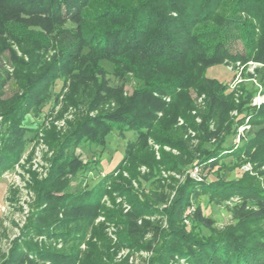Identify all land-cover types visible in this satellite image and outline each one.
<instances>
[{"label": "trees", "instance_id": "16d2710c", "mask_svg": "<svg viewBox=\"0 0 264 264\" xmlns=\"http://www.w3.org/2000/svg\"><path fill=\"white\" fill-rule=\"evenodd\" d=\"M223 1L0 0V53L6 49L11 52V77L17 87L10 97L0 98V174L19 159L30 136L27 131L31 129L22 125L23 117L46 100L59 78L63 77L64 84L67 80L71 83L70 101L76 106L84 99L88 110L107 101L116 103L109 110L87 115L71 124L62 140L55 135L50 140L49 145L55 149L52 167L48 177L37 185L39 210L29 220L24 233L69 235L67 241H74L73 246L64 252L26 240L14 241L8 255H0V264H44L46 261L50 264H115L113 247L100 227L92 230V239L86 242L87 250L81 255L83 259L75 244L84 240L85 226L94 219L93 212L99 207L107 179L89 189L66 191L65 196L55 194L68 187L69 179H62L64 175L71 174L73 180L83 167L93 168L91 160L86 167L77 161L75 148L85 142L103 146L113 130L135 132L125 148L126 154L113 170L124 164L133 165L139 155L135 150L142 147L139 149L144 155L140 162L156 172L146 178L148 182L141 189L144 199L131 192L132 180L145 181L138 172L132 170L130 179H122L126 185L119 191L131 199L132 209L116 222L122 225L116 248L121 245L152 249L154 255L150 264H176L181 258L186 264H264V190L251 179H239L223 186L219 180L204 185L187 179L169 206L158 208L153 204L155 193L158 200L163 198V194L157 192L161 189L158 186L162 185L163 170L173 171L177 166L190 164L197 154L200 164L220 154L210 151L209 138L214 135L209 129L210 123L216 124L218 131L230 129L228 123L223 128L222 121L233 104L232 99L225 94L224 83L206 76V68L221 59L242 60L253 48L254 61L264 64V0H235L233 12H244L254 22L246 17L223 22L219 13ZM206 22L219 26L220 32L212 27L204 34L196 30L199 24ZM224 28L240 31L245 43L243 51L231 52L222 32ZM215 34L218 36L214 40ZM10 41L18 46L21 55L12 49ZM50 51L53 53L48 56ZM104 63L111 66L113 76L120 80L116 87L109 84ZM129 72L138 85L125 97L122 85ZM9 78L7 72L0 70V95ZM190 91L205 95L201 125L184 116L193 104ZM164 97H169V101ZM174 110L182 113L185 126L175 129L163 122L153 132L157 113L164 115ZM227 121L235 122L234 118ZM250 121L257 130L243 147L236 150L233 146H223L232 131L226 132L217 145L235 156L255 147L254 159L264 164V105L252 113ZM187 128L196 131V145L183 137ZM151 134L152 141L159 146L158 159L154 151L145 149L144 141L140 142ZM164 146L170 150H163ZM195 187L202 192L212 190L214 197L226 193L240 195L236 224L208 236L197 235L196 230L192 232L193 226L209 231L213 227L212 219L202 214L197 205L188 215L192 223L188 229L182 215L191 204L189 198ZM92 210L93 216H85ZM159 211L166 218V229L140 219ZM107 219L114 221L113 217ZM75 223L78 226L72 227ZM149 231L152 237L145 242L142 237ZM157 235L158 244L153 248Z\"/></svg>", "mask_w": 264, "mask_h": 264}, {"label": "rangeland", "instance_id": "374dc122", "mask_svg": "<svg viewBox=\"0 0 264 264\" xmlns=\"http://www.w3.org/2000/svg\"><path fill=\"white\" fill-rule=\"evenodd\" d=\"M234 3L235 0L223 1L219 10L223 22H227L229 19L245 17L252 22L253 20L250 19V15H246L244 12L237 14L233 12ZM226 16L228 17L226 18ZM211 27L214 28V31L220 32L221 30V28L213 22L201 23L197 26L196 30L204 34ZM222 32L224 33L227 47L232 53H234L235 49L239 51L244 50L245 43L242 40V34L239 33L240 31H231L224 28ZM216 34L214 35V40L218 36ZM8 43H11V47L17 52V55H21L15 43L12 41ZM254 50L253 48L249 52L252 54ZM52 53L53 51H50L47 55L50 56ZM251 54L238 61L221 59L213 66L206 68V76L224 83L225 94L232 99L233 104L227 112L225 119L222 121L223 128H225V125L228 123L230 129L218 131L216 124L210 123L209 129L214 132V135L209 138V142L211 143L210 151L216 150L220 152L214 159H209L205 163L200 164L197 160L199 154H197L195 157L196 159L190 164L186 163L184 166H177L173 171L163 170L161 172L163 181H161L162 185L158 186V188L161 189H157V192H161L163 198L158 200L157 194L155 193V195H153L156 198L153 204L157 205L158 208H166L169 206L176 197L177 190L187 179L204 185H212L219 180V182H222L221 184L223 186L230 182H235L239 179L243 180L245 178L246 180L251 179L256 185H259L261 190H264V164L254 159L253 154L257 151L255 147H252L247 152L242 150L239 156H235L232 155L230 151L222 150L221 147L217 145L219 140L225 137L226 132L229 133V131H232L229 137H226V142L223 146H233L236 150L240 149L257 130V127L251 123L250 116L255 110H258L264 105V64L254 61ZM11 62V52L7 49L3 50L0 53V70L7 72L10 78L7 79L1 89L0 98L2 99L10 97L17 90L11 77L13 72ZM103 65L107 72L106 76L109 84L115 87L119 85L121 82L113 76L111 66L108 63H104ZM62 80L63 77L56 80L50 88L46 100L36 108L33 107V109L29 110L25 117H23L22 125L31 129V131H27L30 136L27 135L28 138L25 141V147L19 159L0 174V255L3 257L8 255L14 241L22 242L26 240L64 252L69 251L74 244V241H67L69 235H65L64 237L60 235L56 237L51 234L52 232L48 234L34 233L32 235H26L24 233V228L29 220H31L39 210L37 207V200H39L37 185L48 177L52 167L55 149L49 145L50 140L53 138L52 135L62 140L64 135L69 131L71 124L87 115L95 116L101 111L109 110V108L116 103L115 100L107 101L100 104L95 109L88 110L84 99L83 103H79L81 106H76L70 101L71 83L67 80L64 84ZM137 85L136 79L130 72L126 74L124 84L122 85L123 95L125 97L131 95L133 89ZM190 95L193 104L184 116L187 115V119L193 120L196 124L201 125L203 123L202 114L205 108V95H197L194 91H190ZM164 99L166 102L169 101V97H164ZM237 105L241 108L238 109ZM239 110H241V113H239ZM181 114L180 111L175 110L164 115L158 112V122H155L153 132L156 131L157 127L163 122L164 124H171L175 129L185 126L183 125L186 123L185 118ZM231 118H234V123L231 121ZM1 121L2 119L0 117V122ZM231 123H233V125ZM232 135L234 136L233 138ZM134 137L135 132L132 130L122 133L119 130H113L107 135L103 146H95L85 142L83 145L77 146L74 150V156L81 165L86 167L91 160V166H93V168L83 167V169H80L75 175V179L73 180L71 174L64 175L62 179H69V184L63 191L58 193L55 192L57 197L65 196L66 191L74 193L84 188L89 189L97 185L101 180L107 179L104 191L100 195L99 207L94 209L95 211H88L85 214V216L89 218V215L93 216L94 213V219L91 224H86L85 226L84 240L75 241L77 249L80 251V254L78 253L80 256L87 250L86 242L90 240L92 230L100 227L104 230L106 238L113 247L111 249L114 254L112 260L115 264H150V259L154 255L152 249H147L143 246L130 248L119 245L118 248L115 247V244L118 242V230H122V225L116 222L118 219H121V217L123 219L124 214L132 209L130 204L131 199L127 197L128 195L121 194L122 192L119 191L126 185L122 182V179H130L129 172L132 170L138 172L142 178L141 180L145 181L139 183L132 180L131 192L138 193L137 197L144 199L141 192L143 190L141 189L144 185L146 186L148 182L146 178L153 177L156 174V172L146 168V166L140 162L144 155V152L139 149L142 147L136 148L135 154L138 152L139 155H137L133 165L127 166L124 164L120 169L113 170L119 164L122 155L126 154L125 148H127L130 140L132 141ZM183 137L185 139H190L191 145H196L198 143L196 131L193 129L187 128L184 131ZM152 138L153 136L151 134L141 139L140 142L142 143L144 141L145 149L150 150L149 152L154 151L156 159H158L159 146L152 141ZM163 150L169 151L170 148L164 146ZM171 152L176 154L175 150H171ZM196 167L198 168V176L191 174L192 170ZM198 188L199 187H195V189H193L194 191L191 192L189 198L191 199V204L187 209L192 211L195 206L199 205L202 214L212 219L213 227L209 231L204 227L200 228L199 226H193L192 232L196 230L197 235L208 236L213 231L215 234L216 231L233 227L236 224V210L241 204L242 197L240 195H229L227 193L226 195H215L214 197V192L212 190L202 192L201 189ZM248 199L254 200V198L249 197ZM185 211L182 215V220L189 229L192 224L188 219L190 213L184 218ZM120 213L122 216H119ZM107 217H113L114 221L108 220ZM59 218L61 219L62 216L59 215ZM140 219L149 220L151 223L155 222L162 229H166L167 227L166 218L160 211L153 214V216H143ZM77 223L72 225V227H77ZM81 226L82 224L80 227ZM150 237H152L151 231L145 233L142 240L146 242ZM158 240L159 236L157 235L153 243V248L158 244L156 243ZM81 257L82 259L84 258V256ZM103 260L107 261L108 259L104 258ZM44 264L50 263L46 261ZM74 264L81 263L76 262ZM176 264L186 263L184 259L181 258Z\"/></svg>", "mask_w": 264, "mask_h": 264}, {"label": "built area", "instance_id": "2783aa9c", "mask_svg": "<svg viewBox=\"0 0 264 264\" xmlns=\"http://www.w3.org/2000/svg\"><path fill=\"white\" fill-rule=\"evenodd\" d=\"M259 104H260V103H259ZM259 104H257V105H259ZM197 169H198L197 167L194 168V169L192 170L191 174H193V175H195V176H198V174H197L198 170H197ZM190 211H191V210L186 209L185 214H184V218H186V216L190 213Z\"/></svg>", "mask_w": 264, "mask_h": 264}]
</instances>
